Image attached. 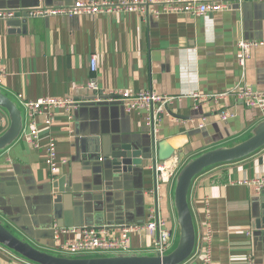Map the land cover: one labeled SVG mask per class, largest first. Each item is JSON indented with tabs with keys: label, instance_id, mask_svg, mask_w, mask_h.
Returning <instances> with one entry per match:
<instances>
[{
	"label": "crops",
	"instance_id": "crops-1",
	"mask_svg": "<svg viewBox=\"0 0 264 264\" xmlns=\"http://www.w3.org/2000/svg\"><path fill=\"white\" fill-rule=\"evenodd\" d=\"M74 1L0 0V9L25 12ZM240 40L264 41V0L232 3L227 10L204 16L36 17L27 20L23 32H12L0 20V63L5 71L0 89L21 108L18 95L26 101L51 97L78 102L69 112L54 109L50 126L44 124L47 113L37 117V147L19 138L0 153V214L29 235L38 233L33 241L49 250L54 248L50 231L104 229L109 236H117L125 224L145 223L156 205L174 235L173 181L163 184L158 195L153 192V160L142 169L134 168L128 180L102 173L97 157L102 159L103 154L97 150L104 138L110 143L122 140L143 146L182 135L186 143L172 158L182 164L200 152L244 137L263 120L258 111L245 108L232 95L217 102L190 97L222 94L236 86L264 92V46L251 49L241 67ZM93 54L98 64L93 77L103 89L185 98L175 100L168 107L169 117L149 132L142 113L128 115L117 102H96L86 90ZM222 111L233 117L220 120ZM24 116L26 128L25 111ZM203 118L205 125L199 129ZM8 125V115L0 108V135ZM50 138L56 142L59 166L54 176L44 164ZM259 177H264V147L239 161L210 168L193 180L188 201L196 245L183 264H202L206 252L211 264H249V259L252 264H264V228L254 225L264 217V190L257 193L243 184ZM77 236L79 231L60 240L72 241ZM151 246L147 234H129L128 252L148 253ZM0 264L30 263L0 247Z\"/></svg>",
	"mask_w": 264,
	"mask_h": 264
},
{
	"label": "built area",
	"instance_id": "built-area-1",
	"mask_svg": "<svg viewBox=\"0 0 264 264\" xmlns=\"http://www.w3.org/2000/svg\"><path fill=\"white\" fill-rule=\"evenodd\" d=\"M246 0H76L70 5L61 7H36L27 12L29 18H51V17H77V16H97L112 15L116 13H132L143 18L158 19L164 14H183L190 16H204L207 14L218 13L229 9L232 3L241 5ZM16 12L9 9H0V20L7 21L12 19ZM264 41H245L238 42L239 57L238 63L245 67L251 49L263 47ZM89 72L92 75L87 81L85 88L94 95V101H106L108 103L117 102L124 111L130 115L142 113L144 125L149 132H155L162 120L169 117L168 107L175 100H182L185 96L171 97L168 95L157 94L152 91L129 92L126 90H109L99 87L97 80L93 77L98 71L97 56L91 55L89 59ZM5 77V71L0 63V84ZM234 96L245 108L259 112L260 118L264 119V92L251 90L250 88L236 86L222 94H191L192 99L206 102L209 100L219 101L226 99L227 96ZM28 119L26 128L23 129L20 139L32 147H37L39 131L37 117L42 113L48 116L44 124L50 126L53 122L52 112L54 109L71 111L77 106V101L72 98L56 99L45 97L36 101L23 100L18 95ZM233 117L231 112L222 111L219 118L227 121ZM172 122L176 121L171 118ZM204 118L198 124V128L205 125ZM44 164L48 172L54 176L58 172V160L56 142L50 138L45 145ZM101 160V159H100ZM66 161H61L65 164ZM179 168V162L171 159L166 162L153 161L152 170L154 172L155 187L153 192L158 195L160 187L173 179ZM243 184L251 187L259 193L264 190V177L245 180ZM79 231V236L72 241L61 242L62 235L74 234ZM131 232L145 233L149 236L153 248L151 251L162 252L168 249L173 240L172 231L167 227L166 221L161 217L158 206L149 211L147 220L142 225L132 224L120 227L117 236H109L104 229H57L53 233V250L63 254L82 255V254H104V253H123L128 252L129 234ZM209 239V231L206 232ZM252 264L251 259L248 260ZM202 264H211L210 253L206 252L202 259Z\"/></svg>",
	"mask_w": 264,
	"mask_h": 264
},
{
	"label": "water",
	"instance_id": "water-1",
	"mask_svg": "<svg viewBox=\"0 0 264 264\" xmlns=\"http://www.w3.org/2000/svg\"><path fill=\"white\" fill-rule=\"evenodd\" d=\"M28 19L26 11L16 12L14 17L6 22L12 32H23ZM18 27L19 29H15ZM9 96L0 89V108L9 118L7 129L0 135V153L20 138L25 122L24 109ZM185 143V136L182 135L159 140L154 144L150 142V145L143 146L122 140L110 143L109 138H104L100 149L97 150L98 153L103 154L99 169L102 173L110 172L121 176L123 180H128L132 178L134 168L142 169L150 160L169 161L177 155ZM263 147L264 119L244 137L227 145L200 152L181 164L172 179L176 233L173 235L171 246L165 251L63 254L36 245L33 238L38 236V233L29 235L19 224L10 222L5 214H0V247L30 264H183L192 256L196 245V229L188 201L193 180L210 168L239 161ZM179 156L182 158L183 154L179 153ZM97 159L100 160V157ZM45 193L49 194V192ZM54 193L57 192L54 190ZM254 225L256 229L262 226L264 228V217L256 219Z\"/></svg>",
	"mask_w": 264,
	"mask_h": 264
},
{
	"label": "rangeland",
	"instance_id": "rangeland-1",
	"mask_svg": "<svg viewBox=\"0 0 264 264\" xmlns=\"http://www.w3.org/2000/svg\"><path fill=\"white\" fill-rule=\"evenodd\" d=\"M179 166H181V163H179Z\"/></svg>",
	"mask_w": 264,
	"mask_h": 264
}]
</instances>
